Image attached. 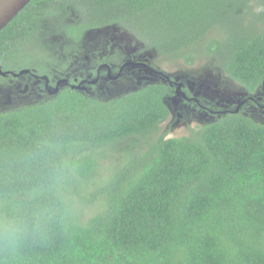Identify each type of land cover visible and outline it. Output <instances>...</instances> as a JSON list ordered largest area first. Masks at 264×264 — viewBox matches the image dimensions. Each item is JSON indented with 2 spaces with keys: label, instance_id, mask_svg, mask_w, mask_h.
Segmentation results:
<instances>
[{
  "label": "trees",
  "instance_id": "obj_1",
  "mask_svg": "<svg viewBox=\"0 0 264 264\" xmlns=\"http://www.w3.org/2000/svg\"><path fill=\"white\" fill-rule=\"evenodd\" d=\"M56 24L73 50L116 27L165 61L200 45L249 95L264 82V0H31L0 31L1 68L40 57ZM175 89L64 86L0 112V264H264V122L226 112L169 138Z\"/></svg>",
  "mask_w": 264,
  "mask_h": 264
},
{
  "label": "rangeland",
  "instance_id": "obj_2",
  "mask_svg": "<svg viewBox=\"0 0 264 264\" xmlns=\"http://www.w3.org/2000/svg\"><path fill=\"white\" fill-rule=\"evenodd\" d=\"M60 26L56 24L54 32L42 44L36 45L35 50H41L40 57L32 55V60L9 70L23 72L30 69L36 71L32 67L45 68L54 75L53 83L58 79L78 78L75 86L88 80L92 85L83 82V90H79L99 101L117 98L150 84H168L172 81L179 93L175 96L172 92L164 100L170 115L161 125V131L171 126L169 138L187 136L189 129H197L229 111L243 110L253 120L264 122V82L254 94L249 95L242 87L212 70L211 60L203 61L205 51L200 45L195 48L196 52L202 49L203 54H198L200 61L185 65L182 60L178 63L161 60L143 50L142 45L124 31L108 27L87 32L81 45L73 50L70 37L60 30ZM104 67H111L112 72L111 69L110 72L108 69L102 71L100 80L96 76L91 77L97 68ZM148 67L156 70L150 71ZM62 74L64 78L60 76ZM14 79H5L0 84V112L18 110L44 101V90L38 88L34 78L23 75Z\"/></svg>",
  "mask_w": 264,
  "mask_h": 264
},
{
  "label": "flooded vegetation",
  "instance_id": "obj_3",
  "mask_svg": "<svg viewBox=\"0 0 264 264\" xmlns=\"http://www.w3.org/2000/svg\"><path fill=\"white\" fill-rule=\"evenodd\" d=\"M103 64H101L100 66H102ZM107 65V64H106ZM99 66V67H100ZM105 68V67H104ZM107 69L108 70H110L111 69V72H112V68L111 67H107V68H105V69H101V68H97L96 69V71H95V75L94 76H96V78H97V80H100V78H101V76H102V71H104V70H106L107 71ZM124 68H122V70H123ZM121 70V71H122ZM28 72H24L23 74H20L19 75V73L20 72H22V71H19V72H12L11 70H3L2 68H1V66H0V84H3V80H5V79H12L13 81L15 80L14 78H17V77H21V76H23V75H28V77H30V78H34V80L37 82V84H38V88H40V90H44V92L42 93L43 94V96H44V98L46 97V96H52V95H54V94H52V90H51V88H55L56 86H57V84H58V82H60V81H62V80H66L68 83H66V84H60L59 86H57L58 87V90L59 89H61L62 87H64V86H70V87H73V86H75V84H77L78 83V81H79V79L77 78H74V79H72V78H68V79H61V80H57L55 83H53V80L52 79H54L53 77H54V75H52L51 73H49L48 75H49V77H48V75H40V74H38V73H36V71L35 70H27ZM64 74H62V75H60V76H62V78H64V76H63ZM109 75V74H108ZM93 75H91V77H92ZM55 80V79H54ZM70 80H72L73 81V84H71L70 83ZM83 82H85V83H88L89 81L88 80H84ZM41 83H42V85H41ZM91 85H92V83L91 82H89ZM171 87H175V85H174V83L172 82V81H170L169 83H168ZM80 85V84H79ZM51 87V88H50ZM81 87V86H80ZM179 93V90H178V88H176L175 90H174V94H178ZM43 98V99H44ZM250 101H251V99H249ZM248 100V101H249ZM244 105V104H243ZM241 110V109H240ZM238 111V110H237ZM237 111H235V112H237ZM3 112H5V111H3ZM230 112V111H229ZM233 112V111H232ZM239 112V111H238ZM228 113V112H227Z\"/></svg>",
  "mask_w": 264,
  "mask_h": 264
},
{
  "label": "water",
  "instance_id": "obj_4",
  "mask_svg": "<svg viewBox=\"0 0 264 264\" xmlns=\"http://www.w3.org/2000/svg\"><path fill=\"white\" fill-rule=\"evenodd\" d=\"M30 1L31 0H0V31L3 28H5L10 22H12L13 19H15L24 8H26V6L30 3ZM148 70L152 71V69L149 67H148ZM24 72H28V71L20 72L19 75L23 74ZM66 83H68L66 80H62L58 82L57 86H59L60 84H66ZM82 83L83 82H81L79 86H73L71 88L76 89V90H79V89L83 90V88L80 87ZM57 86L52 91V94H56L58 92ZM176 95L178 94H175V96Z\"/></svg>",
  "mask_w": 264,
  "mask_h": 264
}]
</instances>
